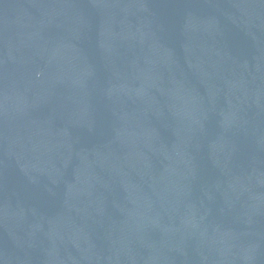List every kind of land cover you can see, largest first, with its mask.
<instances>
[{"label": "water", "instance_id": "water-1", "mask_svg": "<svg viewBox=\"0 0 264 264\" xmlns=\"http://www.w3.org/2000/svg\"><path fill=\"white\" fill-rule=\"evenodd\" d=\"M0 264H264V0H0Z\"/></svg>", "mask_w": 264, "mask_h": 264}]
</instances>
